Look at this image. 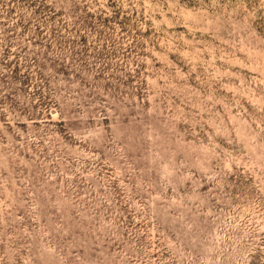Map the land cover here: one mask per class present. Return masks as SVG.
I'll return each mask as SVG.
<instances>
[{"label": "rangeland", "instance_id": "1", "mask_svg": "<svg viewBox=\"0 0 264 264\" xmlns=\"http://www.w3.org/2000/svg\"><path fill=\"white\" fill-rule=\"evenodd\" d=\"M0 264H264V0H0Z\"/></svg>", "mask_w": 264, "mask_h": 264}]
</instances>
